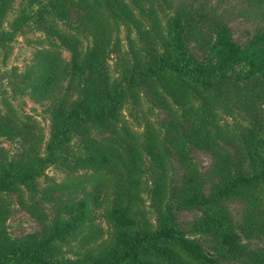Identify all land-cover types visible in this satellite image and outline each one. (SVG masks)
Returning <instances> with one entry per match:
<instances>
[{
    "label": "trees",
    "instance_id": "16d2710c",
    "mask_svg": "<svg viewBox=\"0 0 264 264\" xmlns=\"http://www.w3.org/2000/svg\"><path fill=\"white\" fill-rule=\"evenodd\" d=\"M14 1L0 0V137L20 138L25 148L13 162L0 147V264H226L189 239L174 212L162 208L164 179L156 180L152 193L159 206L156 224L141 223L135 213L144 153L157 159L156 150L166 149L165 137L182 172L178 207L200 211L195 228L212 237L220 256L240 264H264V247L244 244L239 232L255 223L264 200V30L244 45L237 43L226 14L210 0H22L7 27ZM249 1L264 14V0ZM158 4L173 9L164 24ZM121 24L129 30L126 58L131 66L124 80L111 84L105 59ZM133 28L137 32L131 37ZM27 29L45 33L49 47L39 50L44 60L23 73L17 67L2 68L12 41ZM192 40L201 45L204 60L191 51ZM63 50L70 51L69 60ZM142 85L164 115L158 128L148 123L139 134L121 120L120 111ZM21 91L42 98L62 91L52 110L45 155L37 122L12 102ZM231 102L248 122L254 160L250 172L239 168L238 150L216 136L218 110ZM197 149L213 157L215 179L209 192L197 166ZM72 161L76 167L105 171L114 196L106 213L116 231L114 244L76 262L57 258L62 243L84 222L87 199L58 200L50 216H38L36 202H29L42 228L11 242L6 222L13 208L7 193L26 190L32 201H54L62 186L44 189L40 179L47 167ZM233 196L251 203L252 212L241 224L224 203ZM254 229L264 233V222Z\"/></svg>",
    "mask_w": 264,
    "mask_h": 264
},
{
    "label": "rangeland",
    "instance_id": "374dc122",
    "mask_svg": "<svg viewBox=\"0 0 264 264\" xmlns=\"http://www.w3.org/2000/svg\"><path fill=\"white\" fill-rule=\"evenodd\" d=\"M22 0H15L9 11L8 22L19 11ZM249 0H210L211 4L219 13L224 12L232 30L234 39L237 43L244 45L249 39L254 37L257 32L264 30V14L257 11L255 4ZM176 3V2H175ZM180 7V5L176 6ZM158 15L162 18L161 24L165 23L166 15L173 12V9L166 10L165 5H157ZM137 18L145 19L136 11ZM147 21V20H146ZM136 29L130 32L134 36ZM129 30L123 24L113 34V41L107 50L105 59V72L109 83L124 80V74L131 66L126 58L129 49ZM49 47L48 39L44 32L37 29H27L19 33L11 43V51L6 58V65L2 68L11 70L17 67L19 72H25L32 69L41 60L43 55L40 49ZM190 49L198 60H204L206 54L201 45L192 40ZM71 53L63 50V58L69 60ZM5 85L7 81H4ZM61 87L58 89L60 91ZM57 91L47 98L35 97L30 92H19L14 95L12 102L22 114H28L32 121H36L40 130H38L42 143L40 146L41 155H45V148L50 137V119L56 99L61 94ZM59 92V93H58ZM232 105L219 108L215 120L216 136L225 144H228L236 151L238 150L239 168L244 172H250L253 167V155L250 153L248 139L250 130L243 110L231 102ZM164 112L151 97L147 89L142 85L131 95L129 101L124 104L120 111V117L127 126L139 134L146 131L147 124H152L158 128ZM167 145L165 150L158 149L155 154L157 159L144 153L142 164V184L140 201L135 208V213L141 223L150 222L156 224L159 206L152 196L156 189V180L162 178L166 182L167 196L163 201L162 208L168 206L175 214L179 227L186 236L198 244L206 253L216 256L226 264H240L234 260H229L219 255L215 248L212 237L195 228V221L200 215L196 208L185 209L178 207L179 187L182 180V172L179 163L174 157L173 148L165 137ZM0 147H3L9 155L11 161H18L25 148L22 140L17 137H0ZM264 156V148L260 150ZM197 166L205 177L206 192H209L210 183L215 179L212 173L213 157L206 151L195 150ZM105 171H98L91 168L76 167L73 161L70 164L58 163L46 168L44 175L40 179L41 188H47L59 184L62 186L60 191L54 192L56 200L40 202L32 201L27 191L18 193H7L11 202L13 212L6 222V230L11 242H18L29 234L38 233L42 228L41 218L37 217L44 214L52 215L54 213V204L58 200L79 201L87 199L89 203L88 212L84 222L78 230L62 243L61 250L57 258L63 261L76 262L83 259L87 253L97 254L106 249L115 242V229L109 223L106 213L111 207L114 196L112 186L103 175ZM263 198V197H262ZM24 200L27 205H23ZM36 202L37 209L31 212L32 207L29 203ZM225 205L232 210L239 220L244 222L245 216L252 212L250 201L241 197L233 196L224 201ZM259 204V211L255 213V223L245 229L239 230L240 239L244 244L252 248L264 247V233L254 229L257 223L264 222V200Z\"/></svg>",
    "mask_w": 264,
    "mask_h": 264
}]
</instances>
